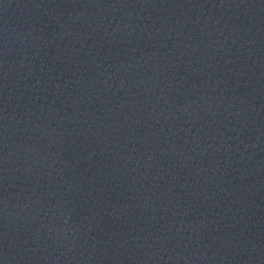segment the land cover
<instances>
[{"label": "water", "instance_id": "95a60500", "mask_svg": "<svg viewBox=\"0 0 264 264\" xmlns=\"http://www.w3.org/2000/svg\"><path fill=\"white\" fill-rule=\"evenodd\" d=\"M0 264H264V0H0Z\"/></svg>", "mask_w": 264, "mask_h": 264}]
</instances>
